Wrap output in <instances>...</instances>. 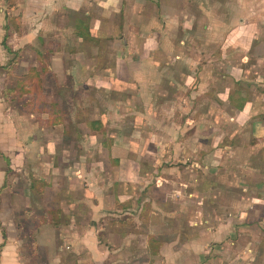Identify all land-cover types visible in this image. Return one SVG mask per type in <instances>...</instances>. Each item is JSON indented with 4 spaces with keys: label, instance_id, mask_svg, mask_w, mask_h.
I'll return each instance as SVG.
<instances>
[{
    "label": "crops",
    "instance_id": "crops-1",
    "mask_svg": "<svg viewBox=\"0 0 264 264\" xmlns=\"http://www.w3.org/2000/svg\"><path fill=\"white\" fill-rule=\"evenodd\" d=\"M45 32L63 130L5 94ZM0 264H264V0H0Z\"/></svg>",
    "mask_w": 264,
    "mask_h": 264
},
{
    "label": "rangeland",
    "instance_id": "rangeland-1",
    "mask_svg": "<svg viewBox=\"0 0 264 264\" xmlns=\"http://www.w3.org/2000/svg\"><path fill=\"white\" fill-rule=\"evenodd\" d=\"M53 17L54 18L52 20L55 21L57 20V24L62 23L64 25V12L63 14H57ZM64 44H65L64 34L62 37L61 36L56 37L53 32H45V37L44 39H42V41L37 40L34 45H31L29 48L27 47L25 48V50L22 51L23 52L22 59L20 60L19 65L15 67L13 72L11 70L5 74V91L9 89L11 91L14 90L13 91L14 93L12 94H10L9 92V96H13V102L11 105L15 106L16 109H18L21 113H24L26 115L29 113L35 115L34 120L37 121L39 128L43 127L45 128V130L47 128L48 130L50 128H53L54 130H63L64 128L62 127H57V128L54 127L58 125L64 126V118L65 121L67 122L69 112L71 113L72 109H76V108H78V110L80 109L77 105L79 103H75V106H73V103L71 102L66 103L64 99L66 96L79 97V99L82 100V103L79 104L81 106V111H80L81 114H83V112H86L85 110H87L88 114L86 115L84 113L83 116L77 119V122L80 121L82 122L84 120L86 121V118L89 119L91 117L93 113V104H94L92 100L94 98L96 100H101V102H97L98 106L104 104L106 100L103 93H101L98 90L92 88L88 90H84L81 88L72 89L71 86L72 82L68 78L64 80V77L57 78V75L54 74L52 71H47V72L40 71L41 76L38 80L41 84L40 94L38 95V97L35 98V100L38 101V98L40 97L41 100L46 101V103L43 104L47 106L46 110L49 107L51 110H53L54 113L53 115H50L46 112L43 113L40 109L38 110V108H36V104L30 105L32 103L24 107L23 105L24 97L22 95L23 91L17 92L15 87L17 77L27 76L29 69L31 67H34L36 68L37 71H39L37 67H35V63L39 64L40 67L39 60L41 61V63L44 64L45 62L46 63L45 65H48L51 62L53 53L55 51H59L60 49H64ZM84 99L88 100L86 105L83 104ZM68 123H71V125L75 124L73 120H69ZM69 131H70V135L72 136L75 134L76 130H74V128H72L71 126V130ZM72 138L73 137L66 139L65 143L73 144ZM62 143L64 144V139ZM200 177L201 176L199 173L196 174L195 176V178H198V181ZM196 189L203 190V188L200 187L199 185L196 186Z\"/></svg>",
    "mask_w": 264,
    "mask_h": 264
},
{
    "label": "trees",
    "instance_id": "trees-1",
    "mask_svg": "<svg viewBox=\"0 0 264 264\" xmlns=\"http://www.w3.org/2000/svg\"><path fill=\"white\" fill-rule=\"evenodd\" d=\"M6 40H7V36L3 40V45L6 48V50L9 53L11 58L9 61V65L5 66V68L8 69V71L12 70V72H13L15 67H17L19 65L20 60L22 59V54H23L22 51L23 50L20 49V50L13 51L11 48L8 47ZM8 71H7V73H8ZM40 76H41L40 71H37L36 68L31 67L29 69L27 76H25V77H19L18 76L17 77V81H16V85H15L16 91L17 92L23 91L22 95L24 97V102H23L24 107L30 103H32L30 105L36 104V108H38V110L40 109L43 113L46 112L50 115H53V113H54L53 110H51L49 107L46 110L47 106L43 105L46 103V101L41 100L40 97L38 98V101L35 100V98L38 97V95L40 94L41 84L38 81ZM13 91L14 90L11 91L10 89L5 91L6 96L9 95V92H10V94L14 93ZM91 125L94 126L95 122H92Z\"/></svg>",
    "mask_w": 264,
    "mask_h": 264
}]
</instances>
